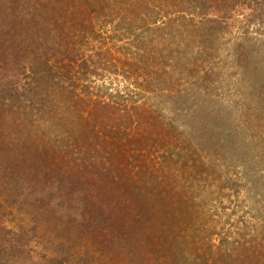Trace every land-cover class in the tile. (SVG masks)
I'll return each mask as SVG.
<instances>
[{"label": "trees", "instance_id": "obj_1", "mask_svg": "<svg viewBox=\"0 0 264 264\" xmlns=\"http://www.w3.org/2000/svg\"><path fill=\"white\" fill-rule=\"evenodd\" d=\"M258 25L264 0H0V264H264V172L226 160L264 148L259 54L228 49Z\"/></svg>", "mask_w": 264, "mask_h": 264}, {"label": "rangeland", "instance_id": "obj_2", "mask_svg": "<svg viewBox=\"0 0 264 264\" xmlns=\"http://www.w3.org/2000/svg\"><path fill=\"white\" fill-rule=\"evenodd\" d=\"M238 44L242 45V49L245 53L247 54H251V53H258L259 57H256L255 55L253 56V60L252 63L253 65H255L253 67V70H250L251 75L253 76V80L255 82H251L250 84V91L255 92L256 90L253 89L254 86H257L256 88H258L259 86V82H263L264 84V25H258V26H254L251 27L249 30L245 31V32H236L232 35V37L230 38V43L228 46V49L230 48L232 50V48H235ZM232 47V48H231ZM261 54V55H260ZM219 107L220 109H223L225 107H228L229 110H232V112H234L235 107H231L228 106L226 104V102L224 103H219ZM229 114H231V112H229ZM235 114V112H234ZM232 115V114H231ZM233 116V115H232ZM231 122L233 124V118L231 119ZM235 122H237V120L235 119ZM212 129L217 130V132H219L220 130H226L227 131V124H225V126H220L219 123H213L212 122ZM216 125V126H215ZM260 129H263V127H260ZM259 146V148H258ZM255 145L252 143H247V144H242L241 141H239V139H236L234 141L233 147L232 149L229 151V153L226 156V160L228 162V165L230 166L231 172L234 175H238L239 177L241 174V169L242 166H246L247 171H248V175L247 179L250 178H260L261 176H263V172H264V148L261 147V145L258 144ZM260 154L259 160H257L255 157H258L256 154ZM21 161V160H20ZM259 171V174L256 175V172L254 171ZM251 175V176H250ZM255 176V177H254ZM263 179L258 180V182H256V188L261 189L263 186ZM241 186H243V184H241ZM10 186L8 184V181H0V192L5 191V190H9ZM257 189V190H258ZM256 191H254L253 193H255ZM232 200L237 201V203H234L233 205L230 206V210L229 211V215L226 218V221L228 223V225L230 223H233L234 221H237L238 218H242L246 215V213L248 214H255L250 207H252V203L255 200L253 198L254 195H246L245 193V188H238L237 192L235 193ZM237 197V198H236ZM2 198V197H1ZM2 200L0 199V204H2ZM226 207L229 206V203H226ZM236 205L233 210L232 207ZM3 206V204H2ZM6 206V205H5ZM205 210H208V214L211 215L212 213H214L213 210H217L220 211L219 208L216 209H212L210 207H208L206 205ZM8 211V210H7ZM5 210V208L3 207V213L5 212L7 215V212ZM235 212V213H234ZM234 214V215H232ZM18 216H20V214H18ZM7 221L11 222V220L13 219L12 217H8V215L6 216ZM4 220V219H3ZM7 221H4V225L6 226V228L8 227V223ZM3 222V221H2ZM224 222V220L222 221Z\"/></svg>", "mask_w": 264, "mask_h": 264}]
</instances>
